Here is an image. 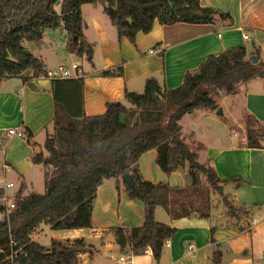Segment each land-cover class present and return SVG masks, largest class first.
Returning <instances> with one entry per match:
<instances>
[{
  "label": "trees",
  "instance_id": "trees-1",
  "mask_svg": "<svg viewBox=\"0 0 264 264\" xmlns=\"http://www.w3.org/2000/svg\"><path fill=\"white\" fill-rule=\"evenodd\" d=\"M58 3L60 12L55 9ZM86 3L103 4L104 12L117 28L118 39L125 37L135 45L137 36L150 33L156 21L163 26L213 24L219 19L232 22L228 12L204 7L201 0H0V87L3 81L18 77L32 87L33 78L47 77L43 61L26 43L40 42L46 30L61 24L68 33V50L91 63L94 45L85 37L82 15ZM259 54L257 49L254 56L260 59ZM27 71L32 72L30 77L25 75ZM102 74L123 76L124 68L118 66ZM258 76L264 77V60L254 64L247 48L236 46L210 55L198 72L186 73L176 88L168 89L155 78H148L142 93L126 91L125 102H108L106 111L97 115L85 113L83 78L51 79L53 131L46 136L44 151L31 158L34 164L45 167L44 192L24 195L25 184L20 185L16 209L10 219L0 220V264H82V255L94 253V246L84 238H52L45 246L33 235L43 224L55 231L92 228L97 190L107 179H115L119 192L124 186L128 198L144 207L142 225L114 228L117 244L121 248L128 246L131 253L138 254L149 247L159 261L165 243L177 233L175 227L156 219L158 207L175 218L192 214L211 218L213 206L202 189L203 176L222 196L228 223L239 231L247 230L255 206L241 205L224 191L231 183L234 188L240 187L244 180L222 179L209 160L201 162L199 152L181 136V121L198 110L216 111L223 93L237 95L240 84ZM245 121L246 145L261 148L264 130L256 129L258 119L247 115ZM26 132L30 140L33 134L28 128ZM149 150L157 151V165L166 174L187 168L191 186L180 188L147 180L139 161ZM126 172L133 178V188L121 179ZM188 190L200 196L198 205L193 206L190 199L188 207L178 198L182 193L187 198ZM175 192L178 196L172 197ZM4 210L0 204V213ZM215 231L213 226L211 242L215 241ZM219 259L220 251L215 250L213 262Z\"/></svg>",
  "mask_w": 264,
  "mask_h": 264
},
{
  "label": "crops",
  "instance_id": "crops-1",
  "mask_svg": "<svg viewBox=\"0 0 264 264\" xmlns=\"http://www.w3.org/2000/svg\"><path fill=\"white\" fill-rule=\"evenodd\" d=\"M201 4L228 12L232 22L219 19L213 24L177 23L163 26L156 21L150 33L137 36L135 45L125 37L118 39L117 28L104 12L103 4L86 3L82 6V15L86 23L85 37L94 45L91 63L68 50V33L63 24L56 29L46 30L40 42L28 43L26 47L43 61L47 70L62 63L81 65L85 72L82 77L85 113L102 114L108 102H125L126 91L139 93L148 78L153 77L161 85L173 89L183 83L186 73L198 72L200 64L210 55H219L236 46H245L248 57L255 55L264 40V0H201ZM249 42L253 45L251 50ZM118 66H123V76H103V71ZM25 75L30 77L32 72L27 71ZM32 83L30 87L23 78L18 77L3 81L0 87V150L4 149V160L11 161L7 162L8 165L11 163L8 171L1 168L3 162L0 161V177L12 181L9 173L14 169L19 182L16 184L12 181L15 183L14 191H18L22 183L25 190L28 187L27 173L35 165L31 158L40 152L34 140L36 135L43 131L49 133V127L53 131L54 125L52 80L39 77L33 78ZM242 95L245 99L242 106L245 116H255L259 121L258 129L264 130V77L258 76L240 84V92L235 96L239 100L238 96ZM200 111L204 117L217 120L221 129L214 126L213 129L206 128L212 135L205 146L206 153L200 154L197 148L190 146L199 152L201 162H211L222 179L244 180L240 187L234 188L231 183L224 191L241 205L255 206L249 218L250 227L239 231L228 223L229 217L223 213L224 210L216 206L212 208L211 218L199 214L175 218L158 207L156 219L175 227L177 233L165 243L159 261L149 247L141 253H131L128 246L121 248L117 244L114 228L130 229L142 225L144 207L140 202L128 198L124 186L119 192L115 179H107L97 190L93 227L59 231L60 235L55 237L62 241L84 238L93 245L94 253L91 256L88 253L82 255V264H264V138L261 148L248 147L245 117L240 115L239 120L236 118L239 121L237 124L231 108L227 110V115L223 106L222 115L217 110ZM200 116L197 115L196 119ZM230 125L240 129L238 136L235 133V139L227 138L223 135L226 133L221 132ZM11 128L23 131V139L10 140L12 136L7 134V130ZM27 128L33 134L30 140ZM183 139L190 144V139ZM156 159L157 151L149 150L139 161L141 172L147 180L167 182L169 177L178 173L180 168L166 177ZM183 169L191 179L187 168ZM181 176L184 182L176 187H190L191 180L189 182L188 178L183 177V173ZM190 191L186 195L189 196ZM188 196L186 198L182 193L178 198L189 201ZM213 226L216 227L215 241L211 242ZM34 235L33 239L39 242ZM191 241H195L193 250L188 249ZM102 248L110 252L103 253ZM215 250L220 251L218 263L213 262ZM122 256L125 257L124 262L120 260Z\"/></svg>",
  "mask_w": 264,
  "mask_h": 264
},
{
  "label": "rangeland",
  "instance_id": "rangeland-1",
  "mask_svg": "<svg viewBox=\"0 0 264 264\" xmlns=\"http://www.w3.org/2000/svg\"><path fill=\"white\" fill-rule=\"evenodd\" d=\"M60 8H61V4L58 3L56 5L55 9H56V11L60 12ZM26 45H29V44L26 43ZM248 47H249V49L250 48H253V45L251 44V42L248 43ZM259 49H260L259 50L260 59L261 60H264V40H263L262 45H261V47ZM143 90L144 89H141L139 91V93H142ZM220 92L223 93V90H220ZM236 96L235 95L234 96L233 95H228L227 96V94H224L223 93L220 96V98H219V104H220V101L223 98H225V99H223L221 101L220 108H222V106L224 107V109H225V111H224L225 112V115H227V110L229 108H231V110L233 111V114L235 115L234 116V119H235V121L238 124L239 123L238 120L241 118L240 115L243 118L244 117L246 118V116H245L246 113H245V110H243L244 102H245L244 95H242L241 97L238 96L239 100L237 99ZM201 112L202 111L198 110L194 114L186 116L181 121L182 122L181 123L182 124L181 136L184 137V138H187V139H190L189 136H192L191 139H190L191 140L190 141V145L193 148H197L199 150L200 154L206 153L205 146L209 143V140L211 139L210 136H212V135H210L208 133V130L206 128L211 127V129H213L212 127L214 126L217 129H219V130L221 129V128H218V125L219 124H218V121L217 120H214V119L209 118V117H204ZM197 115H202V116H200L199 119H196V116ZM236 118L238 120H236ZM243 122L244 121H242V123ZM220 125H222V124H220ZM239 125H241V124H239ZM255 127H256V129H258L259 128V125L257 124V125H255ZM239 130L240 129L238 127H236L235 125H230L224 131H221V132L228 134V135L223 134L227 138H233V139H235V137H234L235 136V133L238 136V134L240 133ZM48 132L49 133L52 132V128L51 127H49ZM47 134L45 133V131H43V132H40V133H38L36 135V137H35L34 140L37 142L36 145H38V147H37V150L38 151H44V141H45V138H46ZM16 139H23V137L20 138V137H17V136H12V138H10V140H13V141L16 140ZM214 139L215 138L213 137L212 140H214ZM3 150H0V161H2V162L5 159L4 158V152H3ZM13 150H15V147H13ZM200 161H202L201 157H200ZM9 162H11V161H9ZM44 172H45V167L42 164H35L28 171V173H27V177H28L27 178L28 179V187L25 190L27 194L28 193H31V192H35V193H43L44 192V188H45V185H44ZM180 173H181V175L183 173V177L188 178L184 174V169L183 168H180L178 170V173L177 174H180ZM177 174L169 177L168 174L165 173L166 177H169L170 178L167 181V183H171V185L173 187L174 186L176 187V185H178V184H183V182H184V179L182 178V176L181 175L180 176H176ZM9 178L12 181H14L15 183L17 182L16 184L19 183L18 180H17L16 172L14 171V169H12L11 173H9ZM188 180L190 182L191 179L188 178ZM202 184H203L202 189L204 190V194L206 193V195L208 194L209 197H210L211 208H212V206H214V207L216 206V208H218V209L221 208L223 210L222 196L219 193L213 191V189L211 188V186L208 184L205 176H203ZM14 190L15 189H13V191ZM193 192H194L193 190L190 191L189 197H190V195H191V197L189 199H191V203L193 204V206H196V205H198L200 203V199H199L200 196H198V194H194ZM198 192H200V191H198ZM23 193L25 195V192H23ZM174 196L176 197V196H178V194H176V192H175V193L172 194V197H174ZM187 202H188V199H185L184 198V203H185L186 206H188L186 204ZM173 203H175V201H173ZM60 233L61 232H59V231H55V230L51 229V227L49 225L43 224V225H41L40 230H38L36 232V234L34 235V237L40 243H42L43 245H45V246L47 245L48 246L50 244V240L52 238L58 237L60 235ZM102 252L103 253H108L110 251L106 250L105 248H102Z\"/></svg>",
  "mask_w": 264,
  "mask_h": 264
},
{
  "label": "built area",
  "instance_id": "built-area-1",
  "mask_svg": "<svg viewBox=\"0 0 264 264\" xmlns=\"http://www.w3.org/2000/svg\"><path fill=\"white\" fill-rule=\"evenodd\" d=\"M245 38H248L247 35L244 36ZM85 72L81 65L78 63H70V64H59L56 67H54L51 70H48L47 77L49 79H69V78H82L84 77ZM7 134L9 136H17V137H24V132L21 130H17L14 128L8 129ZM2 169L4 171L9 170L8 163L4 160L2 165ZM15 189V183L12 181L7 180L5 177H0V204L4 205L5 210L0 213V220L4 219H10L11 213L16 209V202L15 197L17 194V191H13ZM13 191V192H12ZM252 222H256L255 219L252 220ZM194 243L195 241H191V243L188 245L189 250L194 249ZM16 252L14 255H12V258L17 256ZM122 262L125 261V257L122 256L120 258Z\"/></svg>",
  "mask_w": 264,
  "mask_h": 264
},
{
  "label": "water",
  "instance_id": "water-1",
  "mask_svg": "<svg viewBox=\"0 0 264 264\" xmlns=\"http://www.w3.org/2000/svg\"><path fill=\"white\" fill-rule=\"evenodd\" d=\"M251 60L254 64L258 63L259 62V59L255 56H252L251 57ZM217 113L219 115H222L223 114V111H222V108H218L217 109ZM121 179L126 183V185H128L129 187L133 188L134 187V183H133V178L131 176V174L129 172H126L124 173L122 176H121ZM1 251H0V261H1Z\"/></svg>",
  "mask_w": 264,
  "mask_h": 264
}]
</instances>
